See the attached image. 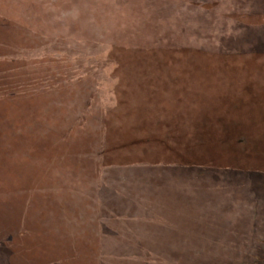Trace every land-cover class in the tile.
<instances>
[{"label":"rangeland","instance_id":"obj_1","mask_svg":"<svg viewBox=\"0 0 264 264\" xmlns=\"http://www.w3.org/2000/svg\"><path fill=\"white\" fill-rule=\"evenodd\" d=\"M0 264H264V0H0Z\"/></svg>","mask_w":264,"mask_h":264},{"label":"crops","instance_id":"obj_2","mask_svg":"<svg viewBox=\"0 0 264 264\" xmlns=\"http://www.w3.org/2000/svg\"><path fill=\"white\" fill-rule=\"evenodd\" d=\"M155 104H157V103H155ZM142 106L145 107V109H143L140 112L145 111L146 114L140 113L141 118L138 119V121L137 120H135V121H137V123H143V124L146 123L149 125L153 123L156 126L153 128L151 127V128H142L139 130H134L133 132L142 133V134H135L133 137H144V138L194 137V135L185 134V132L187 133L188 131L181 130L177 127L176 128L173 127V125L178 124L181 120H183L184 123L188 122V121H194L195 120V119H192V117H188V116L179 118L180 114H182V113H180L178 110L181 107V105L178 104L177 102L175 104L172 103L171 110H169L168 113H166L165 110H164V112H162L163 114L161 113L164 117L160 116L161 111H159V108L163 107L165 105H159L158 104V106H157V105L150 103V104H144ZM171 111H172V113H171ZM173 112H174V114L177 113V116L174 117ZM170 114H173V115H170ZM176 133H178V134H176Z\"/></svg>","mask_w":264,"mask_h":264},{"label":"trees","instance_id":"obj_3","mask_svg":"<svg viewBox=\"0 0 264 264\" xmlns=\"http://www.w3.org/2000/svg\"><path fill=\"white\" fill-rule=\"evenodd\" d=\"M210 128L209 127V124L207 125H204V128ZM196 132V131H194ZM198 132H196V134L194 135V137H191V138H201V139H218V138H226L225 136H220L219 134L217 133H212V135H202V134H197ZM178 134V133H176ZM180 134V133H179ZM183 134V133H182ZM141 138H144V137H141ZM168 139H181L182 137H167ZM186 138V137H185ZM154 139H158V138H154ZM166 139V138H165Z\"/></svg>","mask_w":264,"mask_h":264}]
</instances>
